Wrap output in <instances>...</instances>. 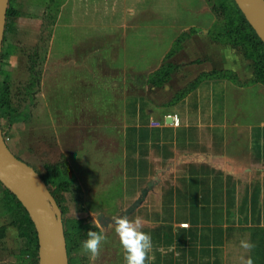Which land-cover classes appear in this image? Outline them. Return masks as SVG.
<instances>
[{"label": "crops", "instance_id": "crops-1", "mask_svg": "<svg viewBox=\"0 0 264 264\" xmlns=\"http://www.w3.org/2000/svg\"><path fill=\"white\" fill-rule=\"evenodd\" d=\"M71 7V12L86 16L71 30L77 32V47L84 46L75 51V64L69 66L76 72L71 77L76 83L70 99L74 111H94L95 81L103 90L106 86L112 90L99 91L102 105L107 95L114 101L115 94H121L118 116L107 125L118 135V139L109 136V144L118 146L119 194L117 187L108 186L112 199L97 215L115 219L141 200L127 217H140L142 231L151 235L146 264H247L249 259L264 264V86L206 80L168 106L147 94H127V81L140 77L154 60L163 62L171 46L156 55L151 48L139 55L138 46H122L115 61H110V47L103 44L94 51L91 44L94 39L108 44L110 31L119 27L109 23L110 8L87 6L81 13V6ZM94 11L103 17L94 20L90 17ZM146 27L158 32V25ZM136 29L140 40L141 25ZM16 30L17 25L8 29ZM177 37L171 33V44ZM100 51L102 61L108 58L104 70L94 60ZM129 69L138 74L129 75ZM171 115L180 117L179 125ZM76 119L74 125L80 127L81 119ZM81 139L77 135L76 143ZM104 150L108 159L115 158L108 156L107 147ZM10 199L0 183V264H25L22 252L33 245L21 237L9 210ZM113 228L115 223L105 229ZM242 241L252 247L243 248ZM117 242L118 264H126L118 235Z\"/></svg>", "mask_w": 264, "mask_h": 264}, {"label": "rangeland", "instance_id": "rangeland-1", "mask_svg": "<svg viewBox=\"0 0 264 264\" xmlns=\"http://www.w3.org/2000/svg\"><path fill=\"white\" fill-rule=\"evenodd\" d=\"M13 2L19 10L16 15L17 30L8 31L5 36L3 52L7 57L1 65V80L7 81L12 87L15 112L24 110L28 104L30 112L24 113L23 120L11 123L3 120L6 141L18 157L31 163L46 177L52 189L56 191L57 197L62 198L60 205L68 208L64 214L66 220L72 218L85 222L93 220L97 224L98 232L106 237L99 255L93 259L91 254L82 248V242L87 239V232L93 229L88 228L74 235L71 241L73 264H118L115 229L101 227L96 218L97 213L112 199L108 186L111 189L117 187L114 190L119 194L121 181L118 146L110 148L109 144V136L114 135L118 139V135L116 128L107 125L112 124L117 115L116 107L121 94L116 93L114 101H112L114 96L107 95V102L102 105L103 102H100L102 92L105 89L112 90L106 85L103 90L101 84L95 81L94 111L81 113L74 111L75 104L72 105L70 99L75 94L76 83L75 78L71 77L76 72H73V68L71 71L69 66L71 62L74 63L75 51L84 50V46L77 47V32L71 30L73 24L84 20L86 16L71 12V6H81V13L87 6L94 9L101 5L110 8L109 23L119 27L110 31L108 44L101 39H94L91 43L94 51L103 48L104 45L110 47V61H115L122 46L132 48L138 46L139 55H145L150 48L153 49L154 55L161 54L163 48L171 46L169 49L171 51L163 62L156 64L158 59L154 60L146 71L141 72L140 77L127 81V94L139 93L144 96L147 94L157 104L168 106L183 93H189L206 80L223 78L241 87L261 84L254 78L253 61L245 57L240 48L215 38L224 29L223 20L211 10V4L207 0H13ZM224 3L226 1L221 0L218 9L220 14H228V5ZM94 12L95 15L90 17L99 20L102 15ZM150 23L158 25V32L148 30L146 25ZM198 24L202 27L201 30ZM140 25L142 36L139 40L136 38V28ZM181 28H184L183 33ZM171 33L175 37L178 36L174 38L172 44ZM155 34L157 37H154ZM100 54H103L102 51L94 56V60L97 66L104 70L108 58L102 61L104 56ZM163 63L173 64L171 77L162 87L152 90L146 78ZM33 69L37 72L36 76L41 78L34 79L37 91L34 92L33 102L29 103L30 98L25 96L23 88L29 85ZM133 71L129 69L128 74H138ZM130 87H134L135 91L129 89ZM77 116L81 119L80 127L74 125ZM77 135L82 138L78 144ZM105 147L108 156L113 155L114 159L107 158ZM80 148L83 149V155L77 158Z\"/></svg>", "mask_w": 264, "mask_h": 264}, {"label": "trees", "instance_id": "trees-1", "mask_svg": "<svg viewBox=\"0 0 264 264\" xmlns=\"http://www.w3.org/2000/svg\"><path fill=\"white\" fill-rule=\"evenodd\" d=\"M226 6L228 5V14H220V2L221 0H207L211 4V10L215 11L218 15L220 20H223V31L220 32L215 38L221 39L225 43L232 44L234 47L240 48L243 51L245 57L251 59L253 61L254 67V78L259 81L264 86V43L259 38L255 30L251 27L249 22L246 20L245 16L237 6L234 0H224ZM224 4L222 5L224 7ZM221 6V7H222ZM16 7L12 0L9 2V9L7 14V22H6V32L8 29L16 26V15L18 14ZM219 25V24H217ZM216 25V27H218ZM5 41V37H4ZM7 57V55L2 52L1 58V65L3 60ZM0 65V119L1 125L3 129L4 136L6 137V131L4 129L3 120L6 119L9 123L14 121L23 120L24 113L28 114L30 112V104L19 112H15V107L13 103V96H12V87L7 82H2L1 75H2V67ZM173 64L171 63H163L162 66L157 69L155 72L148 75L147 83L150 84L151 87L160 88L170 79L171 74L173 72ZM36 71L33 69V73L30 76V83L29 85L23 88V93L25 96L30 98V102H33L34 99V92L37 91L35 88V77L39 80L41 76H36ZM194 87V86H193ZM187 93V92H186ZM186 93H183L179 98L183 97ZM61 166V165H60ZM40 173V171H38ZM42 175V173H40ZM44 180L47 182L49 189L51 190L52 194L55 196L57 202L61 203V199L57 197L56 191L52 189L50 186L49 181L44 177ZM61 180V177H59ZM2 183V182H0ZM3 184V183H2ZM4 185V184H3ZM5 186V185H4ZM9 197L11 198L8 201L9 210L13 213L17 226L19 228V232L21 237L27 239L33 246H28L22 252V259L25 260V264H40L39 261V240L38 234L36 231L35 224L23 206V204L18 200V198L13 194L6 186H5ZM61 207L65 225V232L68 242V252H69V259L70 264H73L72 257H71V241L73 240V236L77 233L88 230V228H92L93 231L98 232L97 224L93 220L83 221L78 220L75 218L66 220L64 218V214L68 211L67 207Z\"/></svg>", "mask_w": 264, "mask_h": 264}, {"label": "water", "instance_id": "water-1", "mask_svg": "<svg viewBox=\"0 0 264 264\" xmlns=\"http://www.w3.org/2000/svg\"><path fill=\"white\" fill-rule=\"evenodd\" d=\"M264 43V0H234ZM10 0H0V65L4 46ZM0 182L23 204L30 214L38 234L40 264H70L63 213L47 182L38 170L18 157L9 147L0 119ZM139 200L138 203H140ZM135 204L119 217L133 211ZM101 227L115 223L114 218L100 213Z\"/></svg>", "mask_w": 264, "mask_h": 264}, {"label": "clouds", "instance_id": "clouds-1", "mask_svg": "<svg viewBox=\"0 0 264 264\" xmlns=\"http://www.w3.org/2000/svg\"><path fill=\"white\" fill-rule=\"evenodd\" d=\"M115 232L119 236L120 244L125 253L126 264H146V260L152 248V238L149 233L142 231V221L140 217L131 220L127 215L115 218ZM106 237L103 233L89 230L87 239L82 242L85 252L91 254V258L99 255L102 243ZM241 246L250 249L252 245L246 241L241 242ZM247 264H252L251 259Z\"/></svg>", "mask_w": 264, "mask_h": 264}, {"label": "built area", "instance_id": "built-area-1", "mask_svg": "<svg viewBox=\"0 0 264 264\" xmlns=\"http://www.w3.org/2000/svg\"><path fill=\"white\" fill-rule=\"evenodd\" d=\"M173 118V123L175 125H179L180 124V117L178 115H171Z\"/></svg>", "mask_w": 264, "mask_h": 264}]
</instances>
